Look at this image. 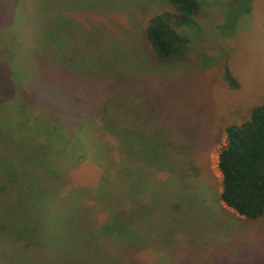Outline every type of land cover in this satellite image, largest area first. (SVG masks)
I'll return each instance as SVG.
<instances>
[{"label": "rangeland", "instance_id": "374dc122", "mask_svg": "<svg viewBox=\"0 0 264 264\" xmlns=\"http://www.w3.org/2000/svg\"><path fill=\"white\" fill-rule=\"evenodd\" d=\"M45 1L0 0V184L8 172L17 181L0 192V225L9 227L0 240H19L7 235L20 229L6 221L7 211L16 206L20 217L32 207L37 159L21 150L24 135H32L47 156V174L52 160L64 167L61 191L104 192V205L86 198L97 210L93 223L109 222L119 201L133 212L147 202L145 215L129 216L144 245L112 241L108 253L92 249L86 261L113 264L127 254L141 264H264V214L251 220L229 207L218 168L226 127L264 101V0H199L200 12L176 29L187 48L170 59L153 54L145 27L171 0H51L40 10ZM57 17L53 43H40ZM23 88L34 104L24 106ZM50 98L51 108L38 104ZM40 109L59 116L49 137L37 133ZM120 125L153 141L135 160L148 173L141 199L122 192ZM17 245L16 263L36 255Z\"/></svg>", "mask_w": 264, "mask_h": 264}, {"label": "trees", "instance_id": "16d2710c", "mask_svg": "<svg viewBox=\"0 0 264 264\" xmlns=\"http://www.w3.org/2000/svg\"><path fill=\"white\" fill-rule=\"evenodd\" d=\"M50 1L46 0L40 6V10L43 6L47 7ZM170 3V9L154 14L145 27L148 46L160 59L178 57L185 51L187 40L176 29L179 25L186 24L189 18L201 10L199 0H171ZM58 18L48 25L46 34L39 36L40 43L47 45L53 43L52 35L57 32ZM41 48L44 56L48 59L53 58L45 46ZM50 62L54 64L52 60ZM225 77L231 87H238L230 69H226ZM30 92L29 88H23L21 91L24 106L36 102L29 100ZM41 95L48 96V91L41 90ZM38 104L51 108V98L43 99ZM44 104L46 106H43ZM40 111L33 116H36L34 122L39 128L37 133L46 131L49 137L48 127H52L53 123L55 125L54 118L59 116L43 109ZM131 128L132 126L120 125L119 130L121 146L125 153L119 164L124 188L122 192L127 198L134 193L137 199H141L146 190L143 179L148 173L144 169L140 170L141 167L136 166L135 160L143 159V153L150 148L153 141L142 129ZM226 133V145L222 147L218 159V168L223 177L220 197L240 215L256 220L264 214V101L255 105L245 120L229 124ZM21 150L25 155L33 153L37 159L35 182L32 186L35 196L33 198L25 196L29 202L32 201V207L30 210L28 208L24 210L23 215L21 211L20 217L16 206L7 211L6 221H13L15 227L20 226L18 231L8 232L7 235L19 240H0V264L20 263H16L14 259L17 255L15 249L20 247L17 245L18 242H23L25 250L36 254L31 256L23 254L25 259L21 264H97L96 260H85L92 249L108 253L106 247H110L108 245L112 241H117L125 248H131L133 245H144L148 240L142 231L134 228L129 222V216L134 215L135 210L136 215L147 213V202H137L139 209L135 207L133 212L125 207V201H119L120 211L110 216L106 224L97 225L93 223L97 212L95 205L86 207V198H94L95 203L103 198L104 192L97 196L95 191L90 189L82 191L79 188H72L66 192L61 191V186L65 184L62 176L64 167L52 160L54 164L52 176L47 174L44 162L47 156L38 139L32 135H24ZM10 175L8 172L6 183L0 184L1 193L5 187L16 184V179ZM19 196L22 197L21 194ZM16 200L20 201L18 198ZM99 203L103 204V200ZM140 222L146 227V222ZM5 228L9 227L0 225L3 231H0V234L4 236L7 232ZM39 251L42 254L51 252L54 256L42 257L38 255ZM126 258L128 260H125ZM117 259L112 260V263L141 264L127 254H122V258Z\"/></svg>", "mask_w": 264, "mask_h": 264}]
</instances>
